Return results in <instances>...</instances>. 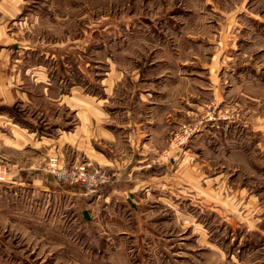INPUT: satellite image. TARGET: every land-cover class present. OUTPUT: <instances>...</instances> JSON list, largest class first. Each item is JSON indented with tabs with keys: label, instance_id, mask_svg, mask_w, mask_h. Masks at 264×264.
I'll return each instance as SVG.
<instances>
[{
	"label": "rangeland",
	"instance_id": "rangeland-1",
	"mask_svg": "<svg viewBox=\"0 0 264 264\" xmlns=\"http://www.w3.org/2000/svg\"><path fill=\"white\" fill-rule=\"evenodd\" d=\"M26 12L16 39L38 48L29 67L44 59L49 87L42 96L28 82L30 114L41 107L45 120H64L75 104L63 95L74 83L78 94L101 96V78L123 74L128 89L143 60L166 51L174 64L225 60L215 67L222 99L190 88L203 97L195 99L199 118L172 129L173 179L133 207L117 199L101 206L80 182L48 170L52 157L66 169L86 160L46 156L55 193L0 194V264H264V0H28ZM193 65L183 73L208 86V70ZM110 90L120 89L112 81ZM201 116L198 126L192 119ZM186 149L200 176L188 171L184 181L177 169Z\"/></svg>",
	"mask_w": 264,
	"mask_h": 264
},
{
	"label": "crops",
	"instance_id": "crops-1",
	"mask_svg": "<svg viewBox=\"0 0 264 264\" xmlns=\"http://www.w3.org/2000/svg\"><path fill=\"white\" fill-rule=\"evenodd\" d=\"M27 1L0 0V162L9 169L7 179L0 182V194L10 193L12 189L24 192L25 196L28 193H55L56 180L43 169L49 154H59L74 162L84 159L104 168L110 175V182L85 192L91 199L96 197L101 206L117 199L120 206L133 207L139 196L147 197L157 192L160 184L169 185L168 181L174 175L170 159L178 152V149L168 147L172 129L189 123L188 118L201 107V102L195 99L203 97V94H192L190 88L197 87L202 93L212 91L213 98L220 101L221 93L217 92L220 83L215 67H224L221 62L225 60L220 61L217 56L219 62H215L212 56L211 61L202 63L203 66H195L193 62L196 65L198 62L191 60L192 64H187L188 59L174 64L177 55H173L172 51L157 57L150 55L130 76L128 89H121L123 74H118L116 80L109 76L101 78V81L107 82L104 89L96 91L101 92V96L93 92L78 94V86L74 83V90L63 95L69 98L68 102L75 104L69 108L72 118L69 116L60 120L58 116H53V120L47 121L41 107H37L36 114L27 111L28 82L38 91L40 88L42 96L48 94L49 88L45 85L48 76L41 69L44 59L40 63L37 57L32 62L34 66L29 67V52L38 48L16 39L21 21L29 13L26 12ZM233 37L232 40H237L235 35H231ZM229 44L233 47L234 41ZM191 65L194 69L208 70V86L197 85L190 75L183 73L184 69L190 71ZM232 69L225 70L233 73ZM112 81L120 89L119 93L110 90ZM176 82H183V86L179 87ZM60 97L61 94H57L58 100ZM202 110L201 115L204 114ZM205 118L192 120H197L199 126ZM206 143L210 144L209 141ZM184 154L185 162L177 172L184 174L181 176L185 181L192 170L198 177L200 162L186 164L191 158L188 149ZM70 192L74 195L81 193Z\"/></svg>",
	"mask_w": 264,
	"mask_h": 264
},
{
	"label": "built area",
	"instance_id": "built-area-1",
	"mask_svg": "<svg viewBox=\"0 0 264 264\" xmlns=\"http://www.w3.org/2000/svg\"><path fill=\"white\" fill-rule=\"evenodd\" d=\"M190 131L191 128L187 127L185 133L189 134ZM181 139L182 136L177 135L175 142H180ZM50 162L48 170L56 174L58 178H63L70 182H80L87 190H94L110 182L108 172L99 166L90 165L89 163H76L66 169L57 166L55 157H52ZM7 174L6 165L0 163V182L6 180Z\"/></svg>",
	"mask_w": 264,
	"mask_h": 264
}]
</instances>
